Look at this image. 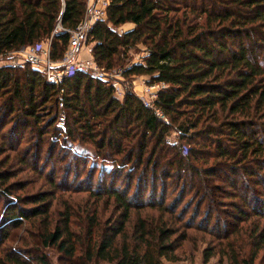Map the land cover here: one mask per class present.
Returning <instances> with one entry per match:
<instances>
[{
  "label": "trees",
  "instance_id": "1",
  "mask_svg": "<svg viewBox=\"0 0 264 264\" xmlns=\"http://www.w3.org/2000/svg\"><path fill=\"white\" fill-rule=\"evenodd\" d=\"M86 7L0 0V53L51 39V58L61 59ZM126 23L135 26L119 31ZM88 42L106 70L168 86L153 108L131 87L119 100L112 85L84 72L57 86L30 63L0 66V156L22 152L0 163L29 164L50 185L15 195L18 173L0 168V264H53L47 248L59 264H164L179 258L194 229L213 237L205 262L220 254L231 264H264V0H110ZM139 46L144 63H127ZM58 152L74 162L47 171ZM92 160V186L73 189V166ZM72 190L87 192L85 203L65 196ZM26 222L18 249L3 248Z\"/></svg>",
  "mask_w": 264,
  "mask_h": 264
},
{
  "label": "built area",
  "instance_id": "2",
  "mask_svg": "<svg viewBox=\"0 0 264 264\" xmlns=\"http://www.w3.org/2000/svg\"><path fill=\"white\" fill-rule=\"evenodd\" d=\"M87 7L84 18L77 27L70 30V41L59 60L51 58V39L45 40L36 45H30L20 52L9 53L7 57L0 53V66L12 65L24 67L30 63L35 69L39 70L46 78L48 83L61 85L64 78L75 72H84L91 77L112 85L114 95L119 100H123L127 88L124 84V70L115 66L112 70L101 67L93 55V44L88 42L89 34L94 25L107 18V11L110 0H86ZM62 30L59 24L58 29ZM20 55L22 59H15ZM135 63H144L142 59ZM164 82L149 84L144 80L142 88L133 87L134 92L149 107L156 108L155 100L162 89L167 88ZM63 91V90H62ZM60 106H63L62 101ZM157 115L167 121V118L160 109H156ZM63 126V121L59 123ZM177 144V141H173Z\"/></svg>",
  "mask_w": 264,
  "mask_h": 264
},
{
  "label": "rangeland",
  "instance_id": "3",
  "mask_svg": "<svg viewBox=\"0 0 264 264\" xmlns=\"http://www.w3.org/2000/svg\"><path fill=\"white\" fill-rule=\"evenodd\" d=\"M128 26H125V28H127ZM125 28L121 29V27L118 29L119 31H124ZM60 30V28L58 29ZM145 48L144 46H139L138 49L132 50L130 52L129 55V59L127 61V63H135L137 61H139L140 59H143V56L146 55V52L144 51ZM15 59H22V57L20 55H16V57H14ZM23 67V66H22ZM119 68V66H117ZM124 84L126 86V88H132L133 87H137V88H142L143 84H144V80L148 79V77H143V76H138L135 78H127L124 77ZM134 92V90H133ZM135 93V92H134ZM136 94V93H135ZM137 95V94H136ZM31 135H33L32 133H28L27 137H30ZM170 137L168 138V141L170 143H173L174 140H178V135L177 132H172L171 135H169ZM174 144V143H173ZM23 148V147H22ZM83 151H86L84 148H80ZM90 150H88L89 152ZM17 153H22V152H11L8 151L4 154V156H0V161L1 159H3L4 157L11 156L12 158H16ZM61 153H57V156L54 157L51 161L50 164L47 168V171L50 170L51 167H55L58 168L59 171L63 170V167L65 166V164L69 161V163H73L74 161H71V156H68V158H61ZM82 155L86 158L88 156H85V153L83 152ZM82 156V157H83ZM96 160L98 161V159L96 158ZM93 162V160L91 162H88L87 164L84 162V164H81L79 161L76 162L77 164L73 166V169H77L79 168V175L77 177H71L69 180L71 181L70 184L71 187L73 189H75L76 187H82L83 190L86 191V188L89 186H92L91 181H88V173H89V169L91 166V163ZM15 165L13 164V160H8L7 164L5 166H3V164L0 163V168L3 167L13 171L14 173H18L16 175L15 178H13L11 180L12 187H13V192L15 195H27V194H31V193H35L38 191H47L48 189H50V185L47 183V179H45L44 177H38V174H36L30 167L29 164L28 165H24L21 162H14ZM99 167H101L103 164L101 162H99ZM61 173V172H59ZM100 175V169L95 171V184L96 181L98 179ZM112 173H108L107 178L111 177ZM111 181H114V179H110ZM110 180H108V182H110ZM116 185L118 187H124L125 183H126V171L125 173H123V175L118 176L115 179ZM23 185H26V187H22ZM173 189V185L169 186L168 189V193H170V196L173 197V193L171 192V190ZM134 190V187H133ZM132 190V191H133ZM131 191V193H133ZM65 196H68L70 193L73 194V198L74 199H78L76 195H78L79 197H83L84 201L83 203H85V200L88 196L87 192H80L78 194H75L72 191L70 192H65ZM0 200V225L2 224L1 220L3 217V208L2 204H1ZM186 204V202H183L182 206H184ZM181 206V207H182ZM195 211V207H192L190 209V215ZM104 213V217H107L110 213V210L108 211H103ZM27 222L24 223V225L22 226L21 229H15L11 234H12V239L10 238L9 240H6L3 243V248L8 247L11 245V243L13 244L14 248L18 249V246H20V237L23 235V230L24 227L26 226ZM264 224V221H263ZM189 233H191V236L189 239L185 240V242L183 243V245L177 250V254H178V259L175 261H171V260H167L164 259V264H231L228 260V258L226 257H221L220 254H216L214 256H212L207 262H205L204 260V255L203 252L206 248H208V246L210 245L211 242H213V237L210 235H204L202 234L200 231H197L196 229L194 230H190ZM46 252L48 253V255L53 259L54 263L53 264H59L57 258H58V253L55 249L53 248H47ZM108 264V263H105Z\"/></svg>",
  "mask_w": 264,
  "mask_h": 264
},
{
  "label": "crops",
  "instance_id": "4",
  "mask_svg": "<svg viewBox=\"0 0 264 264\" xmlns=\"http://www.w3.org/2000/svg\"><path fill=\"white\" fill-rule=\"evenodd\" d=\"M125 26H128V27L125 28ZM134 26H135V25L132 24V23H126V24H124L123 26H121V29L125 28L124 31H127V30H130V29L134 28Z\"/></svg>",
  "mask_w": 264,
  "mask_h": 264
}]
</instances>
